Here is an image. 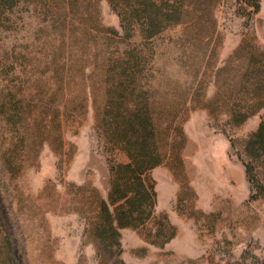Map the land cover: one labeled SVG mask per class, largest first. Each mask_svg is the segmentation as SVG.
I'll return each mask as SVG.
<instances>
[{"label": "rangeland", "instance_id": "obj_1", "mask_svg": "<svg viewBox=\"0 0 264 264\" xmlns=\"http://www.w3.org/2000/svg\"><path fill=\"white\" fill-rule=\"evenodd\" d=\"M151 2L0 5V264H264V0Z\"/></svg>", "mask_w": 264, "mask_h": 264}, {"label": "trees", "instance_id": "obj_2", "mask_svg": "<svg viewBox=\"0 0 264 264\" xmlns=\"http://www.w3.org/2000/svg\"><path fill=\"white\" fill-rule=\"evenodd\" d=\"M16 1L17 0H0V5L4 6L5 8H8V7H12ZM108 1L112 3L114 2V0H108ZM143 1L145 0H139L140 3H143ZM240 2H241V7L243 10H245L246 8H252L254 11H257L259 9V0H240ZM150 4L157 6L158 9L161 11V14L165 16V19L173 20L174 22H179L180 14L182 12V8L185 2L184 0H160L159 5L156 4L155 2H151ZM262 125H263V122H261V124L259 125L257 134H260ZM248 174L250 176L251 181L257 183L259 188H262L261 185H259V183L255 179L254 175H252V172L250 169L248 171ZM110 201L114 203L116 199L111 198ZM119 225H120V222H119Z\"/></svg>", "mask_w": 264, "mask_h": 264}]
</instances>
